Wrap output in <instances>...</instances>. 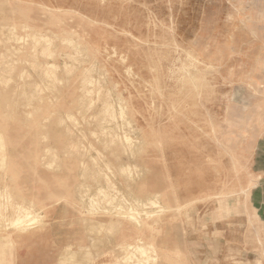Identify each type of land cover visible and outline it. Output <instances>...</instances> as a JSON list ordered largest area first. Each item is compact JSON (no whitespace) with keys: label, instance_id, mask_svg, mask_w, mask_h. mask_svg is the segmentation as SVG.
Wrapping results in <instances>:
<instances>
[{"label":"rangeland","instance_id":"obj_1","mask_svg":"<svg viewBox=\"0 0 264 264\" xmlns=\"http://www.w3.org/2000/svg\"><path fill=\"white\" fill-rule=\"evenodd\" d=\"M0 50L13 159L43 144L51 189L73 159L90 237L63 246L73 232L13 186L0 264H264V0H0ZM23 207L39 226L11 224Z\"/></svg>","mask_w":264,"mask_h":264},{"label":"crops","instance_id":"obj_2","mask_svg":"<svg viewBox=\"0 0 264 264\" xmlns=\"http://www.w3.org/2000/svg\"><path fill=\"white\" fill-rule=\"evenodd\" d=\"M3 51L0 50V54ZM4 54V53H3ZM15 88V86L8 87L4 82H0V90H8ZM1 102L6 103L7 99H0ZM1 132V141H0V155L2 153V159H4V169L0 171V191H8L9 193H13L12 189L15 186V190H19L21 192L22 198L27 201H36L37 206L43 211V213L47 216L46 221L53 220L54 222L60 225V229L67 234V231H72L73 235L76 237L70 239L67 243H63V246H84L85 248H89V238L88 236H78V227L74 224L78 221H81V224L87 218L80 217V212L74 208L77 191L76 186L78 185L80 179L77 178V175H74L75 179L72 178L69 180L68 170L69 165L73 164V159L71 157L65 156L63 157V164L65 169L63 172L67 177L60 178V183L55 182V186L51 188L47 187L45 181V170L47 168L44 165V158L42 156V152L44 150L43 144L36 146L35 152H40L37 156H35V161H28L27 159L19 158L18 161L13 159V146L10 143V138H12L13 129H11L8 125L5 129H0ZM72 141H67L64 144L66 146H71ZM21 145V144H20ZM20 147V146H19ZM67 147V148H68ZM20 153H26V149L20 147ZM26 158V157H24ZM77 163H79L80 158H76ZM1 162V159H0ZM35 163L36 172L34 182V174L29 172V165ZM28 170V171H27ZM52 172H56L51 170ZM57 173V172H56ZM59 173V172H58ZM59 173V175L61 174ZM64 175V176H65ZM43 180V181H42ZM58 183V185H57ZM50 185V184H49ZM7 192V193H8ZM77 194V192H76ZM54 200V201H52ZM48 201V202H46ZM52 214L57 215L52 218ZM47 223L48 225L50 223ZM68 224V225H67ZM63 234V235H66ZM68 238V237H67ZM65 239V238H64ZM60 240V239H59ZM92 240V236H91ZM67 248V247H66ZM73 251V250H72ZM81 251V250H80ZM77 252V251H73ZM87 252H83L86 255ZM78 254V252H77ZM77 254L74 255L73 260L76 259ZM90 255V253L88 254ZM12 264H18V259L12 261Z\"/></svg>","mask_w":264,"mask_h":264},{"label":"bare ground","instance_id":"obj_3","mask_svg":"<svg viewBox=\"0 0 264 264\" xmlns=\"http://www.w3.org/2000/svg\"><path fill=\"white\" fill-rule=\"evenodd\" d=\"M36 38V37H35ZM47 39V38H46ZM37 40V39H36ZM45 40V39H44ZM39 41V40H38ZM39 43V42H38ZM48 43H50V42H48ZM72 44H73V42H72ZM50 56H52L51 54H50ZM68 67V66H67ZM53 68V67H52ZM54 70V69H53ZM58 70V69H57ZM56 76V75H55ZM55 76H53V77H55ZM50 77V76H49ZM48 77V78H49ZM50 78H52V77H50ZM56 79V78H55ZM53 80V79H52ZM95 80V79H94ZM91 84L93 83V82H90ZM89 83V84H90ZM50 84V83H49ZM48 84V85H49ZM94 85V84H93ZM50 86V85H49ZM49 86H47V87H49ZM41 95V94H40ZM34 96V95H33ZM27 97V96H26ZM28 103H29V100H28ZM109 113V112H108ZM124 114V113H123ZM69 119L71 120V118L69 117ZM78 122V121H77ZM94 159V158H93ZM57 160V159H56ZM95 162H96V159H95ZM136 167V166H135ZM123 168V167H122ZM128 168H129V166H128ZM130 168H131V166H130ZM136 169H138V168H136ZM124 170H125V168H124ZM131 170V169H130ZM127 171H128V169H127ZM130 173V172H129ZM133 173V172H132ZM132 173H131V176H132ZM110 183H112V182H110ZM115 185V184H114ZM114 188H116L115 186H114ZM102 189V188H101ZM116 191V190H115ZM101 191H99L98 193H100ZM103 192V191H102ZM102 192H101V194H102ZM119 194V193H118ZM104 195V194H103ZM111 195H112V193H111ZM101 196V195H100ZM118 196V195H117ZM111 197V196H110ZM0 198H1V196H0ZM154 198V197H153ZM97 199H98V197H97ZM105 199H107V197L106 198H104V200ZM114 199V198H113ZM92 200H93V198H92ZM116 201V200H115ZM141 201V200H140ZM94 202H96V200H94ZM113 202H114V200H113ZM120 202V201H119ZM150 202L151 203H157L156 202V200H154V199H150ZM142 203V202H141ZM149 203V202H148ZM147 203V204H148ZM97 204V203H96ZM138 204V203H137ZM145 205H147L146 203H144ZM143 204V205H144ZM93 205V204H92ZM94 205H95V203H94ZM141 205V209L138 207H134L133 209H131V208H129V209H125V208H120L121 207V204H120V206L119 205H116V206H119V210H120V213H121V211L122 212H124L125 214H123V215H126V216H129L130 218L132 217V218H136L137 216L136 215H139L141 212H145L146 214L148 213V214H150L151 215V212H149V211H147V210H142V204H140ZM144 205V206H145ZM98 206V205H97ZM131 206V205H130ZM138 206V205H137ZM147 207V206H146ZM151 207V206H150ZM150 207H148V208H150ZM1 208V207H0ZM24 208V207H23ZM115 208H117V207H115ZM114 208V209H115ZM33 209V208H32ZM113 209V210H114ZM145 209V208H144ZM110 210V209H109ZM112 210V209H111ZM112 210V211H113ZM142 210V211H141ZM117 211V210H116ZM110 212V211H109ZM34 212H32V211H30L28 208H24V209H22V211L19 213V215L17 216V217H15L14 219L12 218V223L11 224H13L15 227H17L18 229L20 228V230L19 231H21V228H22V231H26V229L28 230V228L30 229V228H33V227H35L36 225L37 226H39L38 225V223L40 224V222H41V219L37 216V215H34L33 214ZM107 213V212H106ZM113 214V213H112ZM112 214H110L111 216H112ZM118 215V214H117ZM116 215V216H117ZM108 216H109V214H108ZM145 217H146V215H144ZM112 217H114V215L112 216ZM140 217V219H141V216H139ZM129 218V219H130ZM39 220H40V222H39ZM136 221H138V219L136 220ZM1 226V225H0ZM14 226H12V227H14ZM111 226V227H110ZM110 226H108V225H105V224H103V223H95L94 224V228L91 230V231H94L95 232V229H96V231H97V229H99L100 230V228L101 227H104V228H107V229H109V231H112L115 227H116V221L114 220V221H112L111 222V225ZM24 229V230H23ZM99 232V231H98ZM100 241H101V239H100V237L98 238V237H92V242H94L95 244H99L100 243ZM130 248V247H129ZM135 248H139V249H141L142 248V246H140V245H136V247ZM5 252V251H4ZM3 252V253H4ZM74 254H77L76 252H68V254H65L64 253V255H65V259L66 260H72L73 259V257H74ZM131 254V253H130ZM4 256V255H3Z\"/></svg>","mask_w":264,"mask_h":264}]
</instances>
